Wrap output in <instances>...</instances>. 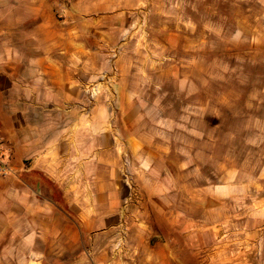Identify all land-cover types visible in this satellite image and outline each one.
I'll return each instance as SVG.
<instances>
[{
    "label": "crops",
    "instance_id": "1",
    "mask_svg": "<svg viewBox=\"0 0 264 264\" xmlns=\"http://www.w3.org/2000/svg\"><path fill=\"white\" fill-rule=\"evenodd\" d=\"M131 6L0 0V264H203L197 238L218 237L230 184L192 179L194 155L143 126L130 73H106ZM104 77L115 99L91 101Z\"/></svg>",
    "mask_w": 264,
    "mask_h": 264
},
{
    "label": "rangeland",
    "instance_id": "2",
    "mask_svg": "<svg viewBox=\"0 0 264 264\" xmlns=\"http://www.w3.org/2000/svg\"><path fill=\"white\" fill-rule=\"evenodd\" d=\"M132 5L123 45L109 47L120 60L106 73H130L125 83L146 107L143 126L194 155L192 179L230 184L218 237L197 238L196 261L264 264V0ZM105 79L92 86L91 101L115 99L102 91Z\"/></svg>",
    "mask_w": 264,
    "mask_h": 264
},
{
    "label": "built area",
    "instance_id": "3",
    "mask_svg": "<svg viewBox=\"0 0 264 264\" xmlns=\"http://www.w3.org/2000/svg\"><path fill=\"white\" fill-rule=\"evenodd\" d=\"M6 153L2 144L0 143V177H5L9 174V168L5 162Z\"/></svg>",
    "mask_w": 264,
    "mask_h": 264
}]
</instances>
